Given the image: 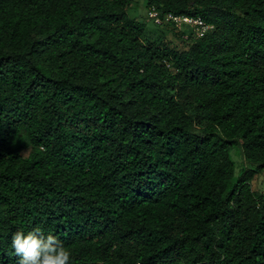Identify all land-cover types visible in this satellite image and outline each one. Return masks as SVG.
<instances>
[{"label": "trees", "instance_id": "trees-1", "mask_svg": "<svg viewBox=\"0 0 264 264\" xmlns=\"http://www.w3.org/2000/svg\"><path fill=\"white\" fill-rule=\"evenodd\" d=\"M132 3L0 0V264L37 226L70 264H264V0H148L213 27L156 26L184 48Z\"/></svg>", "mask_w": 264, "mask_h": 264}, {"label": "clouds", "instance_id": "clouds-1", "mask_svg": "<svg viewBox=\"0 0 264 264\" xmlns=\"http://www.w3.org/2000/svg\"><path fill=\"white\" fill-rule=\"evenodd\" d=\"M11 249L19 257L17 264H70L72 253L52 234L39 227L12 235Z\"/></svg>", "mask_w": 264, "mask_h": 264}, {"label": "rangeland", "instance_id": "rangeland-1", "mask_svg": "<svg viewBox=\"0 0 264 264\" xmlns=\"http://www.w3.org/2000/svg\"><path fill=\"white\" fill-rule=\"evenodd\" d=\"M147 2L148 0H133L132 7L129 9L128 14L131 18H135L141 21L147 22L146 35L151 41H156L160 38L164 42L178 46L179 48L187 47L186 44L176 36L175 32H172L167 27H156V25L147 19ZM31 149L24 151V156L27 157ZM232 160L235 164V177L238 178L244 169H249L250 166L247 165L243 152L239 148H234L231 152ZM252 186L254 191H263L264 190V172L257 175L253 181Z\"/></svg>", "mask_w": 264, "mask_h": 264}, {"label": "built area", "instance_id": "built-area-1", "mask_svg": "<svg viewBox=\"0 0 264 264\" xmlns=\"http://www.w3.org/2000/svg\"><path fill=\"white\" fill-rule=\"evenodd\" d=\"M147 18L156 26L171 25L181 31L187 30L185 39H188L190 34L197 39L203 38L213 29L201 17L161 13L155 8L148 10Z\"/></svg>", "mask_w": 264, "mask_h": 264}]
</instances>
